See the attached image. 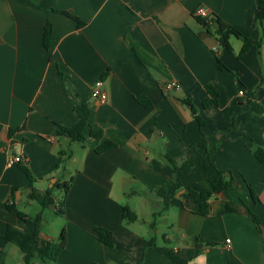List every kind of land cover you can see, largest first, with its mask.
I'll list each match as a JSON object with an SVG mask.
<instances>
[{"label": "crops", "instance_id": "obj_1", "mask_svg": "<svg viewBox=\"0 0 264 264\" xmlns=\"http://www.w3.org/2000/svg\"><path fill=\"white\" fill-rule=\"evenodd\" d=\"M199 7L253 45L241 53L244 42L235 36L232 50L219 39L206 43L202 31L218 35L216 25L206 28L197 19ZM62 11L85 24L79 27ZM48 20L49 49L43 42ZM98 79L108 93L105 103L91 96ZM170 82L176 86L167 89ZM208 84L217 89L219 103L204 107ZM140 96L152 106L140 103ZM181 97L193 100L203 126ZM84 101L103 137L87 134L82 144L57 130L78 122L76 107ZM106 139L117 146L98 153ZM258 146L264 148V26L256 0H0V264H26L5 237L9 226L34 230L35 217L19 203L25 196L43 200L50 190L47 206L58 211L55 189L71 177L62 226L53 234L42 231L43 219L40 226V236L53 242L65 227L66 245L57 260L36 256L33 264H264V162L254 154ZM60 150L69 155L56 168ZM195 151L212 154L195 157L182 176L184 186L210 188L215 168L233 179L231 186L210 199L206 215L185 189L163 210L157 190L169 189L174 179L165 155L181 162ZM17 154L26 158L34 182L19 164H7ZM122 205L138 219L124 221ZM228 206L235 211L226 212ZM99 226L113 232L114 246L97 238ZM152 238L157 247L144 255Z\"/></svg>", "mask_w": 264, "mask_h": 264}, {"label": "trees", "instance_id": "obj_2", "mask_svg": "<svg viewBox=\"0 0 264 264\" xmlns=\"http://www.w3.org/2000/svg\"><path fill=\"white\" fill-rule=\"evenodd\" d=\"M256 4L258 7V22L260 25L264 26V0H256ZM62 12L73 17L77 21L79 27L85 24L84 21H82L79 17L69 13L68 11H62ZM196 17L201 22V24L206 28H210L216 25L214 31L218 35L220 44L230 50H232V46L230 44V38L232 36H235L243 40L244 43L241 53L247 51L253 45L251 39L248 36L244 35L241 31L231 26L230 24L224 22L215 14H212L211 19L197 15ZM51 37H52V23L50 22V20H48L45 25L44 34H43V42L45 47L48 49L51 46ZM255 45L257 48H260L259 42L256 43ZM218 63L221 68H225V65L221 62L220 59H218ZM60 74H62V72H60ZM206 88H207L208 96L203 100V106L209 107L218 104L219 101L217 97L218 94L217 89L211 84H208ZM137 99L140 103L144 104L147 107L152 106V102L145 96H140ZM180 101L189 107V109L191 110V112L199 122L200 126H203L204 120L198 113L197 106L195 105L193 100L189 97H181ZM252 104L254 110H256L257 112L261 109L260 105L257 104L256 102H253ZM76 111L79 118L78 122L71 127L59 125L57 134L67 135L71 141H76L82 144L86 141L87 134L96 137L98 139H101L103 137V131L94 129V127L91 125L89 121L90 113H91L90 103L88 101H84L83 103L78 104L76 107ZM116 146H117L116 142L110 139H106L96 148V151L98 153H102L107 150L113 149ZM200 146H205L204 139L200 141ZM211 154L212 153L208 151L205 152L195 151L188 158L184 159L181 162H179L177 159L170 157L169 155H165L167 162L171 165V167L174 170V179L169 189L162 187L157 190V194L163 198V210L168 209L171 206V200L176 196V194L180 190L185 189L187 193H189L190 195L196 198L199 204V208L197 211L199 214L206 215L209 212L210 199L216 194L229 188L232 184L233 179L232 178L226 179L224 171L215 168V172L208 179L210 183V188H205L200 183H196L193 186H184L182 182V176L191 171L196 156L198 155L210 156ZM254 154L261 162H264V148L260 146L255 147ZM68 155L69 152L67 150L59 151V159L56 168H58L61 164L64 163ZM19 165L22 167L23 171L27 174L30 180L34 182L35 177L31 173L30 169L26 167L24 164H19ZM73 180L74 177H71L69 180L59 184L60 189H62L64 192L59 202L60 205L57 206L58 212L61 214H64L65 212L63 209L65 203V197L70 189ZM49 195H50V190L47 192L44 199L41 201L43 207L47 206ZM249 195L251 197H254L253 191H250ZM30 196L35 198L34 190ZM122 209H123L122 218L124 221L133 222L138 219V215L134 211H132L128 205H122ZM230 211H235V209L231 206H228L226 212H230ZM18 215L21 218H25L26 216L25 213L21 211H18ZM250 216L256 222H258V218L256 214L250 212ZM34 223H35V227L33 231L19 230L13 226H9L5 236L7 241L15 243L20 248V250L23 253L24 262L26 264H33V258L36 256L46 260H54V261L57 260L60 251L66 245V241H67L66 228L65 227L62 228L58 237V241L53 242L50 240H46L40 236L42 213H38L35 216ZM94 230L96 232L97 238L100 241H102L108 246L115 245L113 232L110 229L99 226V227H95ZM156 247L157 246L154 239L153 238L150 239L147 245L142 249L143 254L145 255L148 251ZM4 258H5V252L0 251V262H3ZM94 264H98V263H94ZM137 264H144L143 259H141Z\"/></svg>", "mask_w": 264, "mask_h": 264}, {"label": "rangeland", "instance_id": "obj_3", "mask_svg": "<svg viewBox=\"0 0 264 264\" xmlns=\"http://www.w3.org/2000/svg\"><path fill=\"white\" fill-rule=\"evenodd\" d=\"M55 193L59 194L60 198L64 194L62 189L59 191L55 189ZM41 200L42 199L40 197L38 200H31L25 196V199L19 203V208L29 214L32 218H34L38 213L42 212V231H44L46 234H53L56 228L62 226V215L58 211H55V209L52 208V205L43 207ZM158 240H162L160 235H158Z\"/></svg>", "mask_w": 264, "mask_h": 264}, {"label": "built area", "instance_id": "obj_4", "mask_svg": "<svg viewBox=\"0 0 264 264\" xmlns=\"http://www.w3.org/2000/svg\"><path fill=\"white\" fill-rule=\"evenodd\" d=\"M195 15L211 19L212 13L209 12L204 7H199L195 11ZM175 86H176L175 82H170L166 85V88L172 89ZM244 94H245V90L243 88H241L239 90V95H244ZM91 96L93 99H97L100 103H105L107 101L108 93L105 89L103 79H98L94 83ZM24 162H26V158L23 156V154L10 155L8 160H7V164L9 166L16 165V164H23Z\"/></svg>", "mask_w": 264, "mask_h": 264}, {"label": "water", "instance_id": "obj_5", "mask_svg": "<svg viewBox=\"0 0 264 264\" xmlns=\"http://www.w3.org/2000/svg\"><path fill=\"white\" fill-rule=\"evenodd\" d=\"M199 35L205 40L206 43H207V41H209V40H213V41H214V44H212V46H213V45H216L217 42H218V38L213 37V35L211 34L210 31H206V30H204V31H202Z\"/></svg>", "mask_w": 264, "mask_h": 264}]
</instances>
